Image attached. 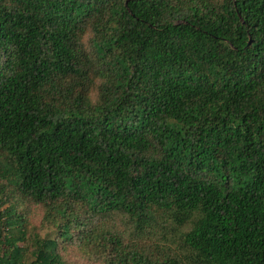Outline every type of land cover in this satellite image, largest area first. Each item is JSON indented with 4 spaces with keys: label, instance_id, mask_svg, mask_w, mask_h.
<instances>
[{
    "label": "trees",
    "instance_id": "1",
    "mask_svg": "<svg viewBox=\"0 0 264 264\" xmlns=\"http://www.w3.org/2000/svg\"><path fill=\"white\" fill-rule=\"evenodd\" d=\"M0 264H264V0H0Z\"/></svg>",
    "mask_w": 264,
    "mask_h": 264
},
{
    "label": "rangeland",
    "instance_id": "2",
    "mask_svg": "<svg viewBox=\"0 0 264 264\" xmlns=\"http://www.w3.org/2000/svg\"><path fill=\"white\" fill-rule=\"evenodd\" d=\"M45 232H46V231H45ZM45 232H44V233H45ZM54 235H56V233H55Z\"/></svg>",
    "mask_w": 264,
    "mask_h": 264
}]
</instances>
